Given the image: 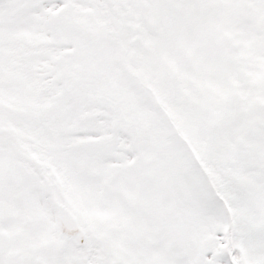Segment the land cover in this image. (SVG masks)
<instances>
[{"label": "snow or ice", "instance_id": "1", "mask_svg": "<svg viewBox=\"0 0 264 264\" xmlns=\"http://www.w3.org/2000/svg\"><path fill=\"white\" fill-rule=\"evenodd\" d=\"M0 264H264V0H0Z\"/></svg>", "mask_w": 264, "mask_h": 264}]
</instances>
